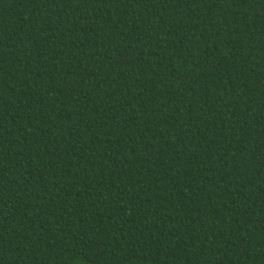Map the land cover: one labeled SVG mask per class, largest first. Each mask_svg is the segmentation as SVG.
<instances>
[{
  "label": "trees",
  "instance_id": "trees-1",
  "mask_svg": "<svg viewBox=\"0 0 264 264\" xmlns=\"http://www.w3.org/2000/svg\"><path fill=\"white\" fill-rule=\"evenodd\" d=\"M0 264H264V0H0Z\"/></svg>",
  "mask_w": 264,
  "mask_h": 264
}]
</instances>
